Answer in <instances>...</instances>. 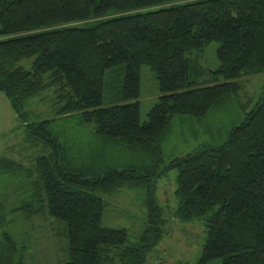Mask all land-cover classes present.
<instances>
[{"label": "trees", "instance_id": "obj_1", "mask_svg": "<svg viewBox=\"0 0 264 264\" xmlns=\"http://www.w3.org/2000/svg\"><path fill=\"white\" fill-rule=\"evenodd\" d=\"M213 42L219 69L198 83L187 54ZM120 65L122 91L106 105L107 72ZM145 66L161 95L142 122ZM263 73L264 0H0V92L36 153L28 169L0 158V176H20L24 190L10 208L15 188L1 185L0 226L7 212L48 216L66 226V264H144L166 222L157 181L176 170V218L206 227L198 264H264V93L223 142L164 160L176 117L206 119ZM48 90L54 118L33 119L30 100ZM74 117L79 129L61 128ZM124 188L144 189L147 224L136 242L102 224L103 197ZM26 251L0 231V264H25Z\"/></svg>", "mask_w": 264, "mask_h": 264}, {"label": "rangeland", "instance_id": "obj_2", "mask_svg": "<svg viewBox=\"0 0 264 264\" xmlns=\"http://www.w3.org/2000/svg\"><path fill=\"white\" fill-rule=\"evenodd\" d=\"M218 47L219 44L213 42L202 50L187 54L193 68L199 67V72H195L194 69V78L198 83L207 80L209 72L219 69ZM22 64L27 65L28 61H23ZM124 75V65L107 72L106 105H110L111 100L120 95ZM241 82L244 86L240 97L229 100L209 114L206 119L198 121L192 117L179 116L173 120L170 131L164 139V160L167 164L176 157L192 153L207 142H223L230 130L243 122L245 114L254 107V104L248 103L249 100L256 103L264 93V73L245 78ZM160 95L155 72L150 67H143L142 92L139 99L142 122L148 120V113L158 103ZM27 110L33 119L36 116L41 119L54 118L56 107L52 90L30 100ZM79 125V120L74 117L70 122L60 126L63 129L71 127L79 129ZM85 140L88 141L87 138ZM28 146L23 123L18 119L9 99L0 92V158L18 162L26 169L32 168L33 163L30 156L36 153L32 152ZM1 174L2 171H0ZM177 175V171L172 170L157 181L156 198L163 209L166 222L163 226L162 239L148 253L144 264L199 263L206 239V227L202 219L183 221L176 218L175 213L180 205L175 194ZM19 178L21 177L10 174L0 176V187L2 185L15 188L11 203L7 201L10 208H14L21 200L17 198V195L24 194V190L18 192ZM103 198L106 201L103 226L125 229L132 242L138 241L147 224L144 189L124 188ZM19 215L21 216V213ZM3 218L0 231L11 233L20 244L26 247L25 264H66L68 262V239L64 229L66 226L62 222L48 216L35 217L29 222L22 216L20 219L10 212H7ZM210 264L221 263L215 260Z\"/></svg>", "mask_w": 264, "mask_h": 264}]
</instances>
